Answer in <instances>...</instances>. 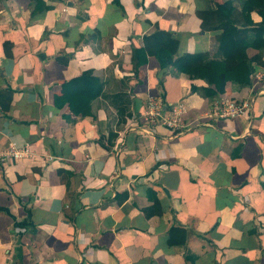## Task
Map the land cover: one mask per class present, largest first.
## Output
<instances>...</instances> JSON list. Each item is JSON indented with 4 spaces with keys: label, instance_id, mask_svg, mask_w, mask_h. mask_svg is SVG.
Instances as JSON below:
<instances>
[{
    "label": "crops",
    "instance_id": "0c3cea01",
    "mask_svg": "<svg viewBox=\"0 0 264 264\" xmlns=\"http://www.w3.org/2000/svg\"><path fill=\"white\" fill-rule=\"evenodd\" d=\"M44 1L32 16L29 0H0V153L27 150L0 163V264H264V66L203 99L190 90L205 81L143 48L167 32L179 55L209 56L220 31L202 32L196 12L223 0ZM133 49L146 58L137 74ZM83 72L103 83L84 118L61 96ZM149 96L189 119L222 99L248 108L147 134L136 118Z\"/></svg>",
    "mask_w": 264,
    "mask_h": 264
},
{
    "label": "trees",
    "instance_id": "16d2710c",
    "mask_svg": "<svg viewBox=\"0 0 264 264\" xmlns=\"http://www.w3.org/2000/svg\"><path fill=\"white\" fill-rule=\"evenodd\" d=\"M33 4L31 15L50 9L44 0H29ZM259 16L254 22L251 14ZM202 32L220 31L210 55L177 53L179 42L167 32H154L143 38V48L152 54L160 69L171 68L189 80H203L206 87L191 86V92L203 99H212L225 92L227 83L247 85L256 66H264V0H241L239 7L231 0H223L212 8L197 11ZM7 57L11 56V44L4 43ZM133 72L137 74L146 58L138 49L131 55ZM103 93V83L91 72L63 83L61 96L70 112L79 117L93 116L92 103ZM7 104L11 94L5 93ZM1 96V95H0ZM60 99V98H57ZM3 110H7L5 107ZM109 137L115 138L110 134ZM109 138V139H110ZM110 142V141H109Z\"/></svg>",
    "mask_w": 264,
    "mask_h": 264
},
{
    "label": "built area",
    "instance_id": "2783aa9c",
    "mask_svg": "<svg viewBox=\"0 0 264 264\" xmlns=\"http://www.w3.org/2000/svg\"><path fill=\"white\" fill-rule=\"evenodd\" d=\"M248 104L245 102L222 99L213 107L192 119L187 118V109L182 104L165 103L160 96H149L145 101L143 111L136 118L141 124V131L150 134L155 127L166 128L172 135L189 131L195 127L210 125L213 121H223L237 118L246 113ZM134 129H130L133 131ZM119 151V149L117 150ZM27 154V150L19 149L11 144L9 149L0 153V163L17 161Z\"/></svg>",
    "mask_w": 264,
    "mask_h": 264
}]
</instances>
